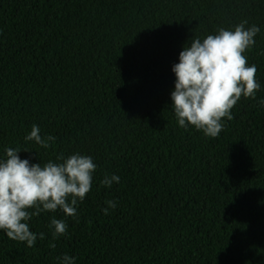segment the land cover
<instances>
[{
  "label": "trees",
  "instance_id": "trees-1",
  "mask_svg": "<svg viewBox=\"0 0 264 264\" xmlns=\"http://www.w3.org/2000/svg\"><path fill=\"white\" fill-rule=\"evenodd\" d=\"M245 20L260 28L243 53L256 98L242 95L216 138L180 127L183 47ZM261 100L264 0H0V160L11 147L41 166L76 153L97 165L77 216L28 222L45 234L34 247L0 230V264H264ZM33 124L56 137L48 149L25 140ZM52 217L68 224L55 240Z\"/></svg>",
  "mask_w": 264,
  "mask_h": 264
},
{
  "label": "clouds",
  "instance_id": "clouds-1",
  "mask_svg": "<svg viewBox=\"0 0 264 264\" xmlns=\"http://www.w3.org/2000/svg\"><path fill=\"white\" fill-rule=\"evenodd\" d=\"M247 20L236 25L234 30L219 28L214 35L203 39L192 38L179 54V63L172 66L176 76L171 92L172 109L178 125L187 129L190 125L201 130L205 136L216 138L223 130L222 118L231 120V109L243 95L256 98L260 85L256 81V66L249 65L243 53L255 45V36L260 28L253 24L246 27ZM264 105V100L260 101ZM44 149L54 143L56 137L41 135L40 128L33 124L25 136ZM20 148H6V156L0 160V230L9 239L26 242L34 247L44 233L30 231L29 221L43 212L61 210L68 217L77 216V206L86 197L92 185L97 165L93 158L79 153L56 157L59 162L49 160L30 163L18 155ZM119 176L105 175L102 186L111 187L119 183ZM102 211L109 214L115 209V200L105 201ZM49 228L52 238L67 234L68 224L63 219L52 217ZM54 248L55 244L50 243ZM60 264H75L67 254L58 257Z\"/></svg>",
  "mask_w": 264,
  "mask_h": 264
}]
</instances>
